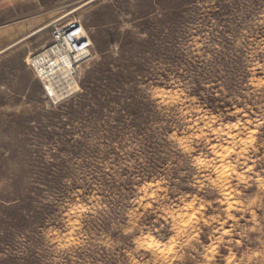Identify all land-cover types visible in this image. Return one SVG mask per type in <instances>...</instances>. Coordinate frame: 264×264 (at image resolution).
I'll return each instance as SVG.
<instances>
[{"label": "rangeland", "instance_id": "obj_1", "mask_svg": "<svg viewBox=\"0 0 264 264\" xmlns=\"http://www.w3.org/2000/svg\"><path fill=\"white\" fill-rule=\"evenodd\" d=\"M85 1L0 0V264H264V0Z\"/></svg>", "mask_w": 264, "mask_h": 264}, {"label": "built area", "instance_id": "obj_2", "mask_svg": "<svg viewBox=\"0 0 264 264\" xmlns=\"http://www.w3.org/2000/svg\"><path fill=\"white\" fill-rule=\"evenodd\" d=\"M93 44L77 20L51 24V42L30 58L45 98L59 103L79 91V67Z\"/></svg>", "mask_w": 264, "mask_h": 264}, {"label": "crops", "instance_id": "obj_3", "mask_svg": "<svg viewBox=\"0 0 264 264\" xmlns=\"http://www.w3.org/2000/svg\"><path fill=\"white\" fill-rule=\"evenodd\" d=\"M19 41H20V40H19ZM19 41H18V42H19ZM18 42L13 43L12 46L15 45V44H17ZM9 47H11V46H9ZM9 47H7L6 49L1 50L0 53L4 52V51L7 50Z\"/></svg>", "mask_w": 264, "mask_h": 264}, {"label": "water", "instance_id": "obj_4", "mask_svg": "<svg viewBox=\"0 0 264 264\" xmlns=\"http://www.w3.org/2000/svg\"><path fill=\"white\" fill-rule=\"evenodd\" d=\"M88 1H91V0H87V1H85L83 4L88 3ZM83 4H82V5H83Z\"/></svg>", "mask_w": 264, "mask_h": 264}, {"label": "bare ground", "instance_id": "obj_5", "mask_svg": "<svg viewBox=\"0 0 264 264\" xmlns=\"http://www.w3.org/2000/svg\"><path fill=\"white\" fill-rule=\"evenodd\" d=\"M204 159H202V161H203ZM201 162V161H200Z\"/></svg>", "mask_w": 264, "mask_h": 264}]
</instances>
